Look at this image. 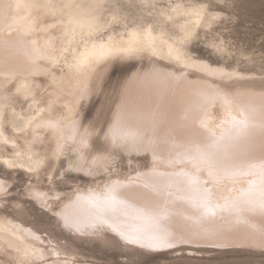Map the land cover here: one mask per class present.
<instances>
[{
  "label": "bare ground",
  "instance_id": "1",
  "mask_svg": "<svg viewBox=\"0 0 264 264\" xmlns=\"http://www.w3.org/2000/svg\"><path fill=\"white\" fill-rule=\"evenodd\" d=\"M203 2L0 0V132L9 139L7 145L0 143V163L6 166L4 160H15L18 166L12 169L31 178L26 194L53 211L66 229L87 235L105 229L119 237L123 233L145 240L163 239L171 245L264 247V213L243 202L250 187H259L261 176L255 171L247 175L225 174L215 166L210 171L208 164L195 158L196 146L206 145L209 139L199 122L205 113L219 143H231L234 130L231 124L221 123L225 119L221 100L225 92L234 95L232 114L239 118L241 107L251 111L255 126L242 138L238 149L221 152V164L232 162L233 151L259 158L264 143V70L244 69L238 60L227 65L224 60L232 50L227 47L225 53H217L209 46L211 40L205 45L223 61L211 63L196 55L193 46L205 36L203 29H196L198 38L181 45L190 58L188 66L168 57V46L182 35L180 26L187 19L177 13ZM50 4L57 6L58 14L63 11L64 25L49 27L55 21L44 6ZM65 4L77 7L61 9ZM177 4L181 7L172 13L174 20L166 21L160 13ZM75 16L85 23L91 17L97 30L91 36L87 31H77L75 36L66 34L65 29L74 26L68 25L67 20ZM149 26L158 38L155 55L150 50L118 54L99 75L77 73L69 67L72 49L76 53L84 51L82 40H87L90 47L92 42H107L111 37L113 43L128 47L130 33ZM29 27L34 30L26 32ZM161 31L166 43L159 38ZM53 48L59 57L56 63L51 59ZM63 48L69 51L61 55ZM141 58L147 60V67L134 71L121 88L104 139L109 145L146 152L148 165L132 174L76 188L68 195L47 192L42 185L52 179L62 157L71 171L89 176L106 166L109 154L94 152L91 147L96 130L85 121L81 104L99 87L113 62ZM192 61L230 73L231 78L201 72ZM251 65L256 66L255 62ZM24 87L32 93L27 100ZM39 109L44 111L36 117L37 121H52L55 126L37 128L35 132L31 128L18 131V127H23L21 118L26 120ZM0 182L5 188L2 179ZM4 192L0 191V199ZM13 205V214L0 210V264H47L44 259L50 252L59 256L60 264H69L72 251L48 244L49 239L23 219L20 202Z\"/></svg>",
  "mask_w": 264,
  "mask_h": 264
},
{
  "label": "rangeland",
  "instance_id": "2",
  "mask_svg": "<svg viewBox=\"0 0 264 264\" xmlns=\"http://www.w3.org/2000/svg\"><path fill=\"white\" fill-rule=\"evenodd\" d=\"M213 3L220 5L221 0H213ZM228 12L233 13L231 22H217L207 31V38L204 36L195 42L193 48L196 55L211 63H221V57L205 45L206 41L219 36L232 50L231 55L224 60L227 65L238 60L240 67L244 69L256 67L263 71L264 0H236L235 5L230 6L223 15L227 16ZM237 52L240 55H236ZM146 62L142 58L113 62L99 87L81 104L85 121L91 122L96 130L91 147L94 152L109 154L106 166L89 176L82 171H71L65 157H62L53 171L52 179L42 185L47 192L68 195L76 188L102 183L108 177L132 174L148 165L146 152L109 145L104 139L106 128L114 118L123 85L134 71H144L148 64ZM252 62L256 66L251 65ZM0 179L6 186L0 199V210L13 214V203L20 202L21 216L43 238L49 239L48 244L55 243L56 246L72 251L74 256L68 257L72 259L69 264H264L262 246L179 243L171 247L148 249L140 247L139 244L127 243L111 230H99L88 235L78 231L77 233L62 226L53 211L39 205L26 194L25 187L31 182L28 174L0 163ZM44 261L47 264H60L61 260L50 252Z\"/></svg>",
  "mask_w": 264,
  "mask_h": 264
},
{
  "label": "snow or ice",
  "instance_id": "3",
  "mask_svg": "<svg viewBox=\"0 0 264 264\" xmlns=\"http://www.w3.org/2000/svg\"><path fill=\"white\" fill-rule=\"evenodd\" d=\"M236 0H221L220 5H215L213 0H205V2L200 3L198 5L191 6L189 9L184 10L183 12L177 13V10L181 7L180 5L169 6L168 12H161L160 15L164 16L166 21H173L174 16L172 13H177L179 15H183L187 17L185 24L181 25L182 35L178 40H174L172 45L168 46V57L174 60L177 64H183L185 66L189 65L190 58L183 51L181 45L198 38L199 33L196 29L205 30V36L207 38V31L211 29L212 25L219 22L224 24L225 22H231L233 13L228 12L227 16H224L223 13L228 11L230 6H234ZM35 7H41V5H34ZM19 7V5H18ZM50 11V15L55 21L49 27L56 28L58 25H64V13L60 11L59 14L57 12L56 5H45ZM61 9L64 8H75L76 5L73 4H65L60 6ZM218 8V10H212ZM91 17H89V22L85 23L79 16L70 17L67 20L68 25H74L73 27L66 28V34L71 33L72 36H75L77 31L81 34L87 31L88 35L91 36L93 32L97 30L95 24L91 22ZM34 29L29 27L26 29V32H31ZM165 33L161 31L160 39L162 43H166L167 41L163 40ZM171 38V37H169ZM158 38L153 36L152 27L149 26L147 29H139L134 30L130 33V40L128 47L120 46L111 41V37L107 42L97 41L92 42L89 47V42L87 40H82L84 45V51L76 53L75 49H72V62L69 67L77 73H96L97 75L103 73L104 70L108 67V61L112 58H115L118 54H123L125 52L138 51V50H150L152 54L155 55L157 51L156 40ZM35 43V41H33ZM209 46L214 49L217 53H225L227 50V43L223 39H220L219 36H215L211 39ZM69 51L68 48H63L61 50V55L63 52ZM58 56L56 55V50L53 48L51 59L53 63H56L58 60ZM193 66H195L201 72H209L213 75L219 74L221 77L228 76L231 78L230 73H224L221 70L212 69L210 65L204 63H197L192 61ZM21 89L18 88L17 92H20ZM24 98L27 100L29 96L32 95L31 90L27 87L23 89ZM222 106L225 110V119L221 121L222 124H231L233 131V135L230 137L231 143L227 146L221 145L219 140L216 137V134L213 130V127L207 121V114L200 119V126L204 128L208 133V143L206 145H197L195 148L196 151V159L200 162L206 163L210 167V171L212 167H219L225 174L230 175H247L252 173L253 171L257 172L261 176V182L259 187H250L248 192L244 194L245 199L244 203L249 205L250 207L258 208L261 213H264V143L261 144L260 148V156L259 158H253L250 155L243 154L237 151L232 152V162L223 165L220 162V154L221 152L228 151L229 149L236 150L239 148L240 142L242 138L248 135V131L250 128L255 126V122L253 119V113L243 107L239 109L237 118L236 115L232 114V106L234 104V95H230L225 92L221 96ZM44 109H39L35 115L30 116L28 119L23 120V127H18L17 130L21 132H25L29 128L35 132V129L41 127H54V123L52 121L41 122L37 121L36 117L40 112H43ZM261 127L264 128V123L261 124ZM115 142V137H114ZM0 143L7 145L9 143V139L0 132ZM13 146L15 144L13 142ZM28 149H31V145H28ZM16 155H20V153H16ZM3 163L8 168L17 167V163L15 160H4ZM23 166V165H19ZM29 171H33L31 167L28 169ZM0 191H6L3 183L0 182ZM209 211H212L210 208ZM214 214V212H213ZM121 238L124 239L129 244H139L142 248L148 249H157L161 247H171L172 245L163 239H150L145 240L139 236L133 238L124 235L121 233Z\"/></svg>",
  "mask_w": 264,
  "mask_h": 264
}]
</instances>
